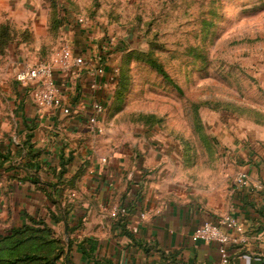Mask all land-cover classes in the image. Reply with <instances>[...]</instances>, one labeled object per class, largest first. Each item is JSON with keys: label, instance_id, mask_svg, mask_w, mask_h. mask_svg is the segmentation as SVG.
Listing matches in <instances>:
<instances>
[{"label": "crops", "instance_id": "obj_1", "mask_svg": "<svg viewBox=\"0 0 264 264\" xmlns=\"http://www.w3.org/2000/svg\"><path fill=\"white\" fill-rule=\"evenodd\" d=\"M55 12V31L50 8L15 47L16 72L25 64L50 62L61 39L71 42L76 56L97 54L103 39L91 37L103 33L76 26L78 15L60 18ZM43 27L54 40L51 46L38 40ZM122 52L113 50L97 93L89 88L88 70L71 80L68 116L38 109L27 88L10 100L14 111L0 105V237L42 220L65 243L69 264H221L216 244L193 243L189 235L204 222L231 217L243 225L246 241L228 248L227 264H264V190L255 188L264 186V142L255 143L258 137L248 136L252 144L245 146L237 124L222 127L221 157L198 171L201 163L185 156L176 162L174 152L163 154L148 136L128 135L120 142L106 129L101 135L88 130L94 96L112 106L109 75L120 66ZM238 174L246 176L248 187L236 185ZM121 209L125 214L112 216Z\"/></svg>", "mask_w": 264, "mask_h": 264}, {"label": "rangeland", "instance_id": "obj_2", "mask_svg": "<svg viewBox=\"0 0 264 264\" xmlns=\"http://www.w3.org/2000/svg\"><path fill=\"white\" fill-rule=\"evenodd\" d=\"M51 7L60 18L91 21L123 51L119 93L104 120L113 138L148 136L176 162L201 163L198 171L221 157L224 126L237 124L245 146L248 136L264 142V0H2L0 25L11 36L0 49L3 111H14L21 90L15 47ZM38 32L41 46L53 44L44 27Z\"/></svg>", "mask_w": 264, "mask_h": 264}, {"label": "built area", "instance_id": "obj_3", "mask_svg": "<svg viewBox=\"0 0 264 264\" xmlns=\"http://www.w3.org/2000/svg\"><path fill=\"white\" fill-rule=\"evenodd\" d=\"M91 23L82 17L75 19L76 26L94 28ZM91 38L98 41L94 37ZM102 39V45H96L97 54L87 58L74 55L71 42L61 39L50 62L23 65L15 73L16 84L23 89L30 90L33 103L38 109L59 111L63 115H70L71 108L66 101V96L69 83L79 75L80 70H88L91 73L93 80L89 88L93 94L103 88L99 79L105 76L106 69L109 67V62L112 59L111 54L115 49V38L106 34ZM118 69L119 67L113 68L112 74L109 75V82L115 89ZM96 97L95 95L92 100L86 126L92 134L101 135L104 132L105 117L110 109V100L103 102ZM235 183L240 188L248 187L244 174H238ZM255 188L264 190L262 185L255 186ZM125 212V209H121L112 216L116 217L118 214H125ZM189 239L193 243L216 244L221 264L228 263V248L230 246L246 241L243 225L231 217H225L216 222H204L189 235Z\"/></svg>", "mask_w": 264, "mask_h": 264}, {"label": "trees", "instance_id": "obj_4", "mask_svg": "<svg viewBox=\"0 0 264 264\" xmlns=\"http://www.w3.org/2000/svg\"><path fill=\"white\" fill-rule=\"evenodd\" d=\"M57 24L55 7H51L49 27L52 32L55 31ZM9 32L7 24L0 25V49L10 44ZM119 88L120 85H117L114 100H117ZM28 154H32L30 148ZM1 159L2 163L7 161V157ZM22 169H25V166ZM60 259L66 264L70 263L67 247L42 220H31L30 224L17 230H10L0 237V264H57Z\"/></svg>", "mask_w": 264, "mask_h": 264}]
</instances>
